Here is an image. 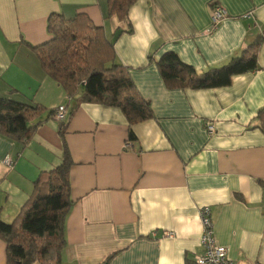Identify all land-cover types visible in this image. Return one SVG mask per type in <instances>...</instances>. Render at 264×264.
<instances>
[{
    "label": "crops",
    "instance_id": "1",
    "mask_svg": "<svg viewBox=\"0 0 264 264\" xmlns=\"http://www.w3.org/2000/svg\"><path fill=\"white\" fill-rule=\"evenodd\" d=\"M106 4L0 0V98L66 108L62 122L45 113L25 145L0 136V219L15 218L33 183L60 164L65 144L73 206L62 264H196L205 206L231 260L264 264V135L254 129L264 108V34L258 70L224 88L168 89L155 62L174 52L199 73L228 63L264 33V0H138L128 13L131 33L121 32L126 25L116 16L105 18ZM213 6L227 13L216 27ZM53 14H85L113 42L116 63L153 115L131 127L134 141L118 109L83 103L72 110L76 100L41 69L27 44L50 39Z\"/></svg>",
    "mask_w": 264,
    "mask_h": 264
},
{
    "label": "trees",
    "instance_id": "2",
    "mask_svg": "<svg viewBox=\"0 0 264 264\" xmlns=\"http://www.w3.org/2000/svg\"><path fill=\"white\" fill-rule=\"evenodd\" d=\"M138 0H107L105 18L116 16L125 23L121 32L131 33L130 9ZM50 39L39 46H27L36 55L43 72L78 104H100L118 109L128 127V139L134 141L131 127L153 118L149 101L136 90L128 69L116 63L113 42L104 28L94 25L85 14L71 19L50 15L47 21ZM263 34L228 63L202 73L183 63L174 52L164 53L156 62L168 89L208 90L230 85L235 76L258 70L257 55ZM152 60L151 57H149ZM55 115L38 104L0 98V136L21 144L28 143L37 128ZM254 129L264 135V108L255 118ZM59 134L64 138L65 127ZM73 165L67 147L59 165L33 183L30 197L10 222L0 219V240L5 245L6 264H62L66 247L65 221L73 206L69 173Z\"/></svg>",
    "mask_w": 264,
    "mask_h": 264
},
{
    "label": "built area",
    "instance_id": "3",
    "mask_svg": "<svg viewBox=\"0 0 264 264\" xmlns=\"http://www.w3.org/2000/svg\"><path fill=\"white\" fill-rule=\"evenodd\" d=\"M227 16L226 11L219 7L213 6L211 9V22L214 27H216L223 19ZM54 118L62 122L66 118V108L60 106L56 109ZM207 131L211 135L214 131L212 125H207ZM3 165L10 169L13 166V161L6 157L3 160ZM198 217L201 223L202 232L199 238V243L202 248L201 255L195 258L196 264H240L234 262L228 257V251L225 247L216 243L214 238L213 223L211 219L210 208L205 206L201 207L198 212ZM165 237L172 238V233H166ZM252 264H259L254 262Z\"/></svg>",
    "mask_w": 264,
    "mask_h": 264
}]
</instances>
